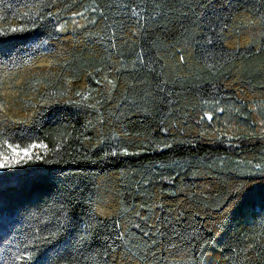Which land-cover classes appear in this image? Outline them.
Masks as SVG:
<instances>
[{"label": "trees", "instance_id": "1", "mask_svg": "<svg viewBox=\"0 0 264 264\" xmlns=\"http://www.w3.org/2000/svg\"><path fill=\"white\" fill-rule=\"evenodd\" d=\"M5 140L0 264H264V0H0Z\"/></svg>", "mask_w": 264, "mask_h": 264}, {"label": "snow or ice", "instance_id": "2", "mask_svg": "<svg viewBox=\"0 0 264 264\" xmlns=\"http://www.w3.org/2000/svg\"><path fill=\"white\" fill-rule=\"evenodd\" d=\"M12 31L15 32L19 30L12 29ZM37 147H43V145L30 144L21 148L19 145L9 144L8 141L5 140L4 150L0 152V168L14 167L21 163V161H25V157H27L28 160H31L32 149ZM37 158H39V156H37Z\"/></svg>", "mask_w": 264, "mask_h": 264}]
</instances>
